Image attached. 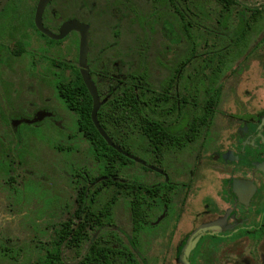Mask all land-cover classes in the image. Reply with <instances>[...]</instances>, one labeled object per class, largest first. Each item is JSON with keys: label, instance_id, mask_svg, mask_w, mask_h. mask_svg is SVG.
<instances>
[{"label": "flooded vegetation", "instance_id": "flooded-vegetation-1", "mask_svg": "<svg viewBox=\"0 0 264 264\" xmlns=\"http://www.w3.org/2000/svg\"><path fill=\"white\" fill-rule=\"evenodd\" d=\"M88 259L264 264V0H0V264Z\"/></svg>", "mask_w": 264, "mask_h": 264}, {"label": "rangeland", "instance_id": "rangeland-1", "mask_svg": "<svg viewBox=\"0 0 264 264\" xmlns=\"http://www.w3.org/2000/svg\"><path fill=\"white\" fill-rule=\"evenodd\" d=\"M85 17H86V19L89 18L90 22L95 25L93 38H95L97 40L100 39L102 37V34L106 33L108 21L104 20L103 18L94 19V18H90V17H87V16H85ZM85 38H86L85 46H86V49H87L88 39H87V37H85ZM154 39L157 40V38H154ZM41 130L45 131V127L37 129V128H33L31 126H22V128H21V132L30 133V134H32V133L33 134H40ZM28 189H29V192H31L32 188H28ZM41 194L43 195V193H41ZM39 198H42L41 200L44 202V205L47 204V202L45 203V199L43 197L39 196ZM2 215H3V218L8 219L7 222H9V223L7 225L10 226V228H8V229L10 230V233H11V235L14 238H20V239L28 238L30 232H29V229L27 228L28 226L26 224H24V223L22 224V223H20V221L12 219V215H10V214H6L5 213V214H2ZM38 227H40V226L38 225ZM39 234H43V233L40 232ZM51 238H52V236H47L46 237L47 240H49ZM25 249H26L25 253H27L28 247L26 246ZM43 252H44L43 253V255H44L45 254V250H43Z\"/></svg>", "mask_w": 264, "mask_h": 264}, {"label": "trees", "instance_id": "trees-1", "mask_svg": "<svg viewBox=\"0 0 264 264\" xmlns=\"http://www.w3.org/2000/svg\"><path fill=\"white\" fill-rule=\"evenodd\" d=\"M218 12H219V9H218ZM189 22L188 20H181V27H180V30H181V35H180V41H183L184 42H181L182 43V46H187L188 42L191 41V37H190V33H189ZM163 29L165 31H169L172 33L171 35L173 36V32H174V26L171 22H168L167 20H165L164 22V25H163ZM170 38V40H173L172 37L168 36ZM78 92L77 90V86L74 87V90L73 91H69L68 92V95L72 96V94H76ZM84 92L87 96H89V93L87 91V88L86 86H84ZM68 104H69V107L74 109L75 111L76 110V104L74 105V102L73 100H69L68 101ZM90 110H86L84 112L83 115H81V119L83 120H89L90 121V114H89ZM117 156L120 157L122 159V163H118L119 165V168L120 167H123L124 166V161H127L128 159L122 155H120L118 152H117ZM85 264H95V261L93 260H86Z\"/></svg>", "mask_w": 264, "mask_h": 264}, {"label": "water", "instance_id": "water-1", "mask_svg": "<svg viewBox=\"0 0 264 264\" xmlns=\"http://www.w3.org/2000/svg\"><path fill=\"white\" fill-rule=\"evenodd\" d=\"M44 1V0H43ZM87 37V36H86ZM88 39V38H87ZM87 44V43H86ZM86 68V65H82ZM84 80H85V84L90 92V94L92 95L93 99H94V109H93V112H92V118H93V121L95 123V125L99 128L101 134L103 135V137L108 141V143L117 148L116 146H114V144L109 140L108 136L105 134V132L100 128L99 126V123H98V120H97V112H98V109L100 107V102H99V99H98V95H97V91H96V87L94 86L93 82L90 80V77H89V74L88 72L86 71L84 73ZM40 119H34L33 121H31V123H35L37 121H39ZM118 149V148H117ZM118 151L124 153L126 156L136 160V161H139L141 162V160L139 158H135L134 156L130 155V154H127L123 151H121L120 149H118Z\"/></svg>", "mask_w": 264, "mask_h": 264}]
</instances>
